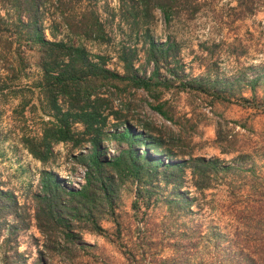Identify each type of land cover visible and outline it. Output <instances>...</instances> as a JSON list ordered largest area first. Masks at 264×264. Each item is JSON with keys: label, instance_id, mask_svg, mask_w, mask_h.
<instances>
[{"label": "trees", "instance_id": "1", "mask_svg": "<svg viewBox=\"0 0 264 264\" xmlns=\"http://www.w3.org/2000/svg\"><path fill=\"white\" fill-rule=\"evenodd\" d=\"M6 1L11 12L7 10L4 15H0V21H5L10 14L8 19L11 20L14 35L12 41L16 43L11 63L15 61L27 66L30 50L37 48V65L43 81H40L39 88L46 97L50 116L43 121L38 135H23L22 142L33 156L43 162L51 156L54 142L72 141L78 144L81 139H86L90 143V149L87 153L80 151L76 155L86 168L85 182L78 188H66L57 173L49 169L41 170L38 190L34 193V217L41 236L35 241L37 255L32 259L19 248L18 239L19 233L30 225L29 213L19 203L13 191L2 187L0 179V264H103L99 254L94 251L97 245L82 237L85 231L104 234L108 241L119 245L126 264H141L143 255L149 252L143 247L145 230L138 227L135 240L123 241L122 229L115 227L113 232L106 234L101 219L104 215L113 214L121 182L117 171L129 170L136 173L141 169L142 162L139 158L143 156L164 166L173 164L178 170L187 166L198 191L203 192L219 183L225 184L228 187L231 209L237 212L233 216L238 220L237 225L210 224L202 234L198 233L204 238V244L199 248L194 247L191 260L183 255L181 246L173 242V255L153 258L152 264H264V183L263 180L256 182L259 189H254V192L246 189L244 179L252 174L254 178L257 156L253 150L248 152L237 149L238 133L233 132V128H222L219 122L215 129L220 150L234 153L232 164L219 156L204 155H191L188 159H175L171 163H165L160 156L153 157L146 154V149H138L141 145L161 144L160 139L149 131L147 124L142 123L141 130L129 122H124L123 127L118 130L105 132L103 129L106 121L103 109L106 93L101 90L115 85V80L118 79L131 81L133 85L143 88L154 100L157 99L152 107L163 116L171 118L160 97L176 82L192 86V80L185 77L179 69L183 62L177 57L179 51L176 40L157 41L147 33V28L144 29V36L147 38L143 52L146 60L153 63L151 72L145 75L134 67L138 52L135 47L123 44L118 46L117 57L124 70L120 73L106 66L104 54L90 53L83 41L56 37L62 26L67 34L77 36L80 40L107 42L114 32L107 29V24L116 15L129 26L137 27L159 11L164 21L169 23L181 15L188 18L196 16L201 5L210 3L211 0H116L117 6L111 5L109 0ZM99 2H102L101 8ZM258 6L264 7V0H235V5L231 8L236 17H243L254 13ZM101 10L106 13L107 18L102 17ZM45 16L48 18L47 24ZM214 46L215 43L210 46L205 44L204 48H211L212 51ZM233 54L239 57L240 52L233 51ZM161 69H165L166 73ZM224 83L227 92H230L229 84L235 83L242 89H250L254 94L257 85L264 86V59L239 65L225 77ZM239 94L241 98H248ZM76 122L82 124V129H74ZM103 138L126 142L127 147L115 157L107 159L103 154ZM154 150L159 153L170 149L164 147ZM226 175L231 176L227 181ZM169 180L174 182L168 194L169 208L190 211L188 205L192 203V199L180 188L175 178L167 177L166 181ZM191 231L192 226L185 235H190ZM129 233L130 230L126 229L125 234Z\"/></svg>", "mask_w": 264, "mask_h": 264}, {"label": "rangeland", "instance_id": "2", "mask_svg": "<svg viewBox=\"0 0 264 264\" xmlns=\"http://www.w3.org/2000/svg\"><path fill=\"white\" fill-rule=\"evenodd\" d=\"M109 3L117 6L116 0H109ZM232 5H235V0H211L201 5L196 16L188 18L181 15L169 23L156 11L147 22L139 23L138 28L129 26L116 15L107 24V29L114 31L111 39L102 43L80 40L77 36L67 34L62 26L56 37L83 41L90 53L104 54L106 66L120 73L124 70L117 57L118 46L135 47L138 52L134 67L145 75L151 72L153 63L146 60L143 52L147 38L144 29L147 28V33L160 42L175 39L179 51L177 57L183 62L179 69L192 80V86L176 82L169 90H163L160 100L164 102V109L168 110L171 118L152 107L157 99L154 100L143 88L133 85L131 81L118 79L115 85L101 90L106 93V102H103L106 113L104 131L118 130L124 122L131 123L139 130L143 129L142 123L147 124L149 131L160 139L161 144L141 145L139 151L144 148L146 154L160 156L165 163L188 159L191 155H204L219 156L232 164L234 153L222 152L216 141L215 129L220 122L222 128L231 127L233 132L238 133V150H253L257 156L254 178L252 174L244 179L246 189L254 192V189H259L256 182L263 180L264 183V86L257 85L253 94L246 87L242 89L230 83V92H227L224 79L239 65L264 59V7L258 6L254 13L236 17ZM101 7L102 2H99ZM9 8L6 0H0V15H4ZM101 15L107 18L103 10ZM8 18L0 21V179L2 187L13 191L29 213L30 225L19 233L18 239L19 248L32 259L37 255L35 241L41 236L34 217V193L38 190L41 170L49 169L57 173L66 188H78L85 182L86 168L76 155L80 151L87 153L90 143L86 139H81L78 144L72 141L54 142L53 152L44 162L25 147L23 135H38L43 121L50 116L46 97L39 88L42 81L41 70L37 65L39 52L37 48L30 50L27 66L15 61L11 63L16 43L12 41L13 28ZM47 19L45 16L46 24ZM46 34L51 38L48 31ZM211 43L216 44L212 51L211 48H204L205 44L210 46ZM233 51H239V57L234 56ZM162 70L166 73L165 69ZM239 93L248 98H241ZM73 127L79 130L82 124L76 122ZM102 145L107 159L115 157L127 147L126 142H118L114 138H103ZM164 147L170 150L159 153L154 150ZM139 161L142 166L136 173L117 171L121 182L114 211L113 214L104 215L101 224L106 234L113 232L115 227L122 229L123 241L135 240L136 229L143 228L146 233L143 247L149 252L143 255L141 264H152L153 258L173 255V242L178 243L183 255L191 260L195 248L204 244L201 234L210 224H238L237 218L233 216L237 212L231 209L225 184L219 183L203 192L198 191L187 166L178 170L173 164L164 166L144 156ZM167 177L175 178L180 188L192 199L188 205L190 211L169 208L168 194L174 182L166 181ZM230 177L226 175V181ZM191 226L190 235H185ZM126 229L130 230L129 235L125 234ZM131 230H135L134 234ZM82 237L97 245L94 251L99 254L103 264H126L119 245L108 241L104 234L85 231Z\"/></svg>", "mask_w": 264, "mask_h": 264}]
</instances>
